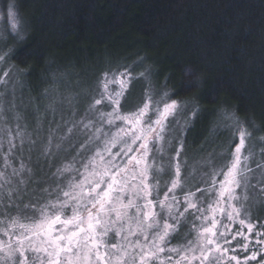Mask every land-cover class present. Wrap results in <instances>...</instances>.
Instances as JSON below:
<instances>
[{
	"label": "snow or ice",
	"instance_id": "6c2138e0",
	"mask_svg": "<svg viewBox=\"0 0 264 264\" xmlns=\"http://www.w3.org/2000/svg\"><path fill=\"white\" fill-rule=\"evenodd\" d=\"M3 19L0 82L7 83L10 72H20L10 65L14 51L7 45L8 38L23 40L29 24L18 13L15 0H9ZM140 76L147 82V75ZM136 79L128 67L96 76L85 94L87 122L73 121L67 128L71 151L67 163L53 173L58 189L55 201L43 202L42 193L36 192L25 203L16 189L15 196L0 194V216L7 217L2 233L9 238L0 242V264H111L109 248L116 264H164L165 253L167 264H264V217L259 214L264 211V162L252 160L260 172L257 176L249 163L255 155L252 133L234 114L224 112L233 149L227 163L209 165L201 177L189 179L181 153L188 123L199 109L176 100L178 93L163 91L157 97L150 83L143 97L132 103L129 85ZM19 129L17 124L18 143L8 136L4 161L13 177L25 171L24 163L17 160L25 151ZM259 141L264 145V137ZM28 143L31 152L37 141ZM40 151L47 166L54 167L49 148ZM37 166L43 167L39 161ZM12 212L17 215L10 216ZM233 224L238 225L234 232ZM109 232L116 237L123 233L127 244H108ZM193 232L195 238L187 239ZM131 236L136 240L131 241ZM180 237H185L184 244L170 246ZM237 250L246 253L243 260Z\"/></svg>",
	"mask_w": 264,
	"mask_h": 264
},
{
	"label": "trees",
	"instance_id": "16d2710c",
	"mask_svg": "<svg viewBox=\"0 0 264 264\" xmlns=\"http://www.w3.org/2000/svg\"><path fill=\"white\" fill-rule=\"evenodd\" d=\"M8 3L0 0L1 14ZM15 4L29 24L25 38L12 48L18 68L40 70L56 58L107 53L129 61L148 57L168 77V88L178 93L174 98L200 99L206 108L233 111L264 136V0ZM190 83L196 86L187 87Z\"/></svg>",
	"mask_w": 264,
	"mask_h": 264
},
{
	"label": "rangeland",
	"instance_id": "374dc122",
	"mask_svg": "<svg viewBox=\"0 0 264 264\" xmlns=\"http://www.w3.org/2000/svg\"><path fill=\"white\" fill-rule=\"evenodd\" d=\"M4 14L0 13V28L5 27ZM22 40H12L8 38L7 45L9 48L18 47ZM10 65L20 72L14 75L10 72L11 79L7 83L0 82V142L3 143V148H0V194L11 193L13 196L16 189L21 193L25 203L31 202L35 198L34 193H42L41 199L43 202L49 200L55 201L58 192L57 184L54 182L56 177L53 173L56 168L62 163H67V155L71 151L68 147L70 135H66L67 128L71 126V122L83 120L87 122L88 117L85 116L86 96L85 94L91 91L92 85L96 76L105 70L123 71L128 67L132 74L138 79L133 80L129 85L131 93V101L135 103L140 100L148 84L151 85V91L157 94V97L163 91H171L168 88V77L162 74L161 69L154 61L148 57H144L135 61H129L126 57L117 59L109 53L102 56L95 55L91 57L65 59L63 57L49 60L44 69L40 70H25L18 68L11 60ZM141 73L147 75V82L140 76ZM176 99V98H175ZM180 101L179 99H176ZM189 108L195 106L199 109L198 115L189 121L187 130L184 133V149L181 153L182 158L186 161L189 179L192 177L199 178L209 165L219 167L222 163H227L228 154L233 150L229 147V139L232 133L226 127L230 121L223 119L224 112L233 114V111L222 109L224 112L206 108L200 104V99L185 100ZM235 115V114H234ZM235 117H237L235 115ZM238 118V117H237ZM183 117L181 122L183 123ZM242 121L240 118H238ZM243 122V121H242ZM17 124L20 125L19 133L23 134L25 141V151L23 156H17L25 165V171L20 173L18 177L11 175V168L4 167V161L7 149V140L10 135L14 142H19L18 133L15 131ZM244 127L252 133L254 145L253 152L255 155L250 158V166L256 171L259 176L260 172L256 169L252 160L259 159L264 162V155H261V149L264 145L260 144L259 138L264 137L257 127H251L247 124ZM39 129L40 135L36 132ZM76 129L73 127V133ZM51 139V145L48 144V138ZM30 140H36L37 144L34 150L29 152L28 146ZM76 141L73 140V143ZM234 141L233 143H235ZM249 144L246 142V147ZM49 148L53 154L51 163L54 167H48V160L42 155L40 149ZM115 151V149H113ZM13 167L18 168L16 161L12 160L11 156L7 157ZM43 167H38L37 162ZM30 170V171H29ZM166 178V177H165ZM12 181L11 185L7 184L8 180ZM23 180V184L17 181ZM204 187V185H200ZM47 190V191H45ZM67 190V189H65ZM163 194V190L161 195ZM125 198V202H126ZM256 213H254L255 215ZM264 217V211L259 213ZM10 216H16L17 213L12 212ZM7 217L0 216V242H6L9 238L2 233L3 221ZM134 227V225H133ZM238 227L237 224L231 226L234 232ZM13 231H17L13 229ZM14 240L15 237L11 235ZM121 237H116L113 232H109L105 238L108 244L120 242L127 244ZM195 233L190 234L187 239H194ZM131 241H135L136 237H129ZM241 239V237H237ZM250 239H252L250 237ZM185 243V237L172 240V247ZM233 246L236 241L232 242ZM252 244H249V247ZM131 251V249H128ZM239 252H242L239 250ZM235 254L243 260L246 253ZM111 264H116L115 256H112V250L109 248ZM2 255V253H0ZM167 253L162 254L164 264H167ZM175 258V254H173ZM127 260V257L124 258ZM124 264V261H121ZM159 264V262H157ZM181 264H184L182 261ZM255 264V262H249Z\"/></svg>",
	"mask_w": 264,
	"mask_h": 264
}]
</instances>
